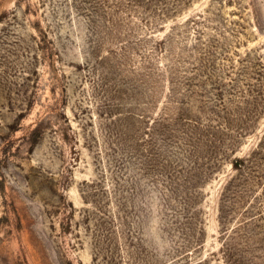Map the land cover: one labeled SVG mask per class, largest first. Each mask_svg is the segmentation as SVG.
<instances>
[{"label":"rangeland","instance_id":"obj_1","mask_svg":"<svg viewBox=\"0 0 264 264\" xmlns=\"http://www.w3.org/2000/svg\"><path fill=\"white\" fill-rule=\"evenodd\" d=\"M0 264H264V0H0Z\"/></svg>","mask_w":264,"mask_h":264}]
</instances>
